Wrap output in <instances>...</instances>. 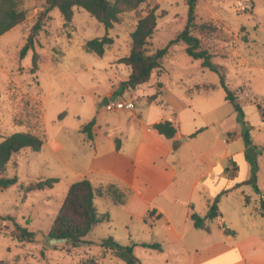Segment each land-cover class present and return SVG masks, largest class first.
I'll return each mask as SVG.
<instances>
[{
    "label": "rangeland",
    "instance_id": "374dc122",
    "mask_svg": "<svg viewBox=\"0 0 264 264\" xmlns=\"http://www.w3.org/2000/svg\"><path fill=\"white\" fill-rule=\"evenodd\" d=\"M242 4L248 6L246 10ZM24 7L27 19L0 36V142L21 131L44 135L46 142L40 151L22 149L8 164L5 175L17 176V181L0 190V264H126L100 244L108 236L123 244L130 243L125 233L116 230V219L124 220L115 217V210L121 206L106 197L96 196L94 202L100 214L111 212L115 221L105 219L95 225L83 237L86 242L75 247L67 241L52 242L48 233L71 184L84 177L97 183L99 175L83 176L87 160L78 145V130L93 117L96 98L112 89L113 84L120 86L128 79L131 68L118 60L129 54L131 34L138 20L156 9L157 30L148 44L149 53H154L185 28L188 0H146L136 9L122 13L109 32L114 43L104 55L85 48L86 41L105 35L102 23L82 7H75L73 19L65 23L55 8L43 18L42 28L34 37L38 53L36 73L31 72L34 49H29L23 59L20 53L45 9V1L24 0ZM195 12L197 25L193 33L212 54V60L226 67L228 86L243 107L252 137L249 155L255 164L256 180L242 181L222 192L217 202L222 212L221 220H216L220 222L218 232L222 234L224 222L244 233L249 227L242 223L243 216L255 218L258 224L264 222V217L257 215L264 211V0H197ZM185 47L183 42L172 45L163 69L155 71L158 75L162 72V77L153 74L149 83L131 90L139 99L157 94L156 99L143 106L147 113L154 105L169 110L181 108L185 110V119H190V108L186 106L189 102L201 109L204 115L195 117L196 125L199 129L209 127L198 144L199 153L192 155L186 151V156L190 162L197 163L198 158L211 163L227 151L237 152L248 144L242 135L238 112L225 98L219 75L203 68L202 61L190 57ZM160 80L165 83L164 89L156 84ZM213 119L220 123L214 126ZM227 130L230 139L226 138ZM211 139L215 146L207 151ZM200 167L188 169V175H199ZM48 178L59 180L52 188L36 189L39 180ZM200 204L198 199V211H202ZM182 208L185 206L180 204L178 212ZM19 228L33 232V238H20ZM140 237L147 241L163 239L167 243L156 228ZM165 243V250H158L154 256L148 255L146 247L137 246L134 252L138 264H176L174 254L168 255L173 248Z\"/></svg>",
    "mask_w": 264,
    "mask_h": 264
},
{
    "label": "crops",
    "instance_id": "0c3cea01",
    "mask_svg": "<svg viewBox=\"0 0 264 264\" xmlns=\"http://www.w3.org/2000/svg\"><path fill=\"white\" fill-rule=\"evenodd\" d=\"M161 73L153 74L160 78ZM156 84L165 88V83L161 80ZM118 88L117 84H113L112 89L96 98V110L91 118L95 119L93 138L90 139L81 131L83 125L79 128L77 137L80 151H85L87 160V170L83 176L92 178L94 174L99 175L96 184L92 181L93 178L91 180L96 186L118 183L127 185L132 191L127 203L115 210V217L124 218L122 222L116 219V230L125 233L131 243L147 241L140 236L149 234L156 228L167 243L162 242L163 239L149 242H159L162 246L160 252L165 250L164 243L171 246L173 252L168 255L174 254L172 260L176 264H264V222L258 224L255 218L243 216L241 221L250 231L240 233L237 227H233L231 229L235 233L228 235L222 226V234L218 232L220 222L217 223L216 220H221L220 209L221 216L206 219L202 228H197L191 218L194 212L201 217L206 216L210 201L219 202L222 192H228L231 187L250 179L246 148L237 152L227 151L211 163L198 158L197 163L190 162L186 151L192 155L199 153L198 144L209 127L199 129L196 125L195 117L198 114L204 115L203 111L194 108V103L189 102L186 106L190 108V119H185V110L181 108L169 110L152 106L153 104V110L147 113L143 106L154 97L136 98L131 89L117 95ZM159 92L162 93V90ZM107 97L132 100L134 108L108 111L104 107ZM163 121H170L176 127L174 138L167 139L154 128L155 123ZM219 123V119L212 120L214 126ZM213 132L217 133L215 128ZM226 132V138L230 139V130ZM207 144L208 151L215 146L214 139L208 140ZM204 154L205 152L201 156ZM195 166H201L199 175L189 176L188 169ZM198 199L202 211H198ZM180 204L185 206L182 212H178ZM254 212L257 213L255 210ZM257 215L264 217L261 213ZM109 219L115 221L111 212ZM146 249L149 250V256H154L158 251ZM175 249L177 250L174 252ZM168 258L167 261L170 256Z\"/></svg>",
    "mask_w": 264,
    "mask_h": 264
},
{
    "label": "trees",
    "instance_id": "16d2710c",
    "mask_svg": "<svg viewBox=\"0 0 264 264\" xmlns=\"http://www.w3.org/2000/svg\"><path fill=\"white\" fill-rule=\"evenodd\" d=\"M45 9L38 16L36 23L32 27V33L27 38V42L21 50L20 57L23 59L29 49L35 46L34 37L42 28L43 18L48 13L57 8L65 23L71 22L74 16V8L82 7L94 16L106 29L105 35L95 37L86 41L85 48L90 52L98 55H104L106 48L114 43V38L109 35L110 30L120 19V15L124 12L136 9L146 0H44ZM196 5L197 0H188V19L185 28L173 38L166 46L158 48L154 53H149V39L157 30L159 15L156 9L149 10L146 15L141 17L134 31L131 34L132 42L131 49L128 55L119 58V62L129 66L131 72L127 80L122 81L117 95L124 90L135 89L139 85L148 82L156 70L163 67V61L169 53L170 48L174 44L183 42L185 44L186 53L193 59H200L203 68H208L219 75L220 85L226 91V100L234 105L238 112V117L243 126L242 135L245 137L247 147L245 149V157L250 164L251 176L250 180L255 179V164L252 157L249 155V146L252 145V137L248 131V121L246 114L240 104L237 95L231 90L227 83L226 67L222 64L215 63L212 54L208 49L202 47L201 39L194 35L193 30L196 28ZM28 16V11L24 7V0H0V36L23 23ZM38 53L33 51L32 73L38 70ZM157 95V94H156ZM154 96V98L156 97ZM95 124V119L81 127V131L92 139V127ZM154 128L165 138L172 139L177 133L176 127L170 121H163L154 124ZM46 142L44 135L38 133L21 131L15 132L5 137L0 142V190L9 187L17 181V176L7 177L5 174L8 170V164L13 155L24 148H31L35 151H40ZM261 150V149H260ZM58 178H48L39 180L35 187L36 189L52 188L58 182ZM132 191L127 185L118 183H110L107 185L96 186L93 182L84 177L71 184L68 193L63 201V204L51 226L48 233L50 239L67 238V243L74 247L80 243L86 242L83 237L88 235L93 227L105 219H109V214H100L94 202L96 196L110 198L115 204L124 205L127 203ZM264 215V211L261 212ZM217 201L209 202V209L206 216L201 217L197 213H192L191 218L197 228H202L205 225L206 219L219 218ZM222 228L228 235H233L235 232L224 222ZM18 236L22 239H32L33 232L19 228ZM90 242V241H88ZM102 247L107 250L114 251L115 255L122 259L126 264H138L139 258L135 255L134 248L137 245L162 250L159 242H131L123 244L113 236H108L100 242Z\"/></svg>",
    "mask_w": 264,
    "mask_h": 264
},
{
    "label": "built area",
    "instance_id": "2783aa9c",
    "mask_svg": "<svg viewBox=\"0 0 264 264\" xmlns=\"http://www.w3.org/2000/svg\"><path fill=\"white\" fill-rule=\"evenodd\" d=\"M248 6L242 4V9L246 10ZM105 109L108 111L113 110H131L134 108V103L132 100L126 101V100H115V99H109V101L104 105Z\"/></svg>",
    "mask_w": 264,
    "mask_h": 264
},
{
    "label": "water",
    "instance_id": "95a60500",
    "mask_svg": "<svg viewBox=\"0 0 264 264\" xmlns=\"http://www.w3.org/2000/svg\"><path fill=\"white\" fill-rule=\"evenodd\" d=\"M109 101V98H106V103ZM67 238H60V239H52V242H65L67 241Z\"/></svg>",
    "mask_w": 264,
    "mask_h": 264
}]
</instances>
